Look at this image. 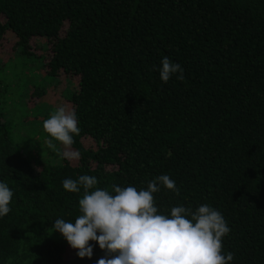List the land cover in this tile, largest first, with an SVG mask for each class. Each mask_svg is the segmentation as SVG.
Returning a JSON list of instances; mask_svg holds the SVG:
<instances>
[{"label":"trees","instance_id":"obj_1","mask_svg":"<svg viewBox=\"0 0 264 264\" xmlns=\"http://www.w3.org/2000/svg\"><path fill=\"white\" fill-rule=\"evenodd\" d=\"M7 32L27 58L44 38L46 79L78 77L64 97L78 117L80 156L72 164L47 144L45 157L23 150L4 74L0 182L14 195L0 217V264H96L104 252L95 242L80 258L52 236L56 218L75 221L83 195L62 181L85 174L110 191L168 175L179 195L160 186L162 214L209 204L231 229L230 264H264V0H0V46ZM165 56L182 66V81L160 80Z\"/></svg>","mask_w":264,"mask_h":264},{"label":"clouds","instance_id":"obj_2","mask_svg":"<svg viewBox=\"0 0 264 264\" xmlns=\"http://www.w3.org/2000/svg\"><path fill=\"white\" fill-rule=\"evenodd\" d=\"M160 80L167 83L173 75L183 80V68L167 56L158 69ZM49 135L47 147L66 160L78 159L72 149L74 136L80 134L76 111L59 106L43 121ZM58 142L62 148L57 147ZM97 177L80 175L62 181L66 191L83 195L78 200L79 215L75 221L56 218L58 231L80 258H91L93 244L104 255L96 264H230L234 253L224 254L223 239L231 231L223 214L209 204L190 207L173 206L170 215L156 206L155 193L160 186L179 195L175 180L159 175L149 180L147 188L112 185L111 191L96 187ZM114 193V194H113ZM13 191L0 182V217L11 211Z\"/></svg>","mask_w":264,"mask_h":264},{"label":"rangeland","instance_id":"obj_3","mask_svg":"<svg viewBox=\"0 0 264 264\" xmlns=\"http://www.w3.org/2000/svg\"><path fill=\"white\" fill-rule=\"evenodd\" d=\"M15 42L16 37L11 32H7L0 46V78L4 74L9 76L7 80L9 95L15 94L8 104L10 111L7 118L14 121L13 130H15L17 140L24 138L22 142L20 141L23 150L33 154L36 158H41V156L45 157L44 146L47 136L42 139L37 134L33 135L31 131L34 128L46 133L43 130V121L49 118L51 112L59 106L72 108L71 103L65 99L64 92L66 88L76 89L78 77L60 73L52 81L46 79V68L40 64V55H44L45 52L43 37L33 39L35 57L29 56L30 58L18 54ZM33 86H44L43 93L39 95L32 93ZM1 105L4 104L1 103ZM36 105H39L42 111H34L33 107ZM76 161L77 159L70 160L72 164ZM53 235L59 237L60 233L55 231ZM70 250L74 249L70 247Z\"/></svg>","mask_w":264,"mask_h":264}]
</instances>
